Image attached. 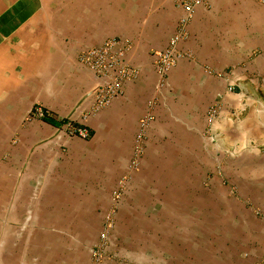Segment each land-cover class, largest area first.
Segmentation results:
<instances>
[{
    "label": "crops",
    "instance_id": "obj_1",
    "mask_svg": "<svg viewBox=\"0 0 264 264\" xmlns=\"http://www.w3.org/2000/svg\"><path fill=\"white\" fill-rule=\"evenodd\" d=\"M181 14L174 0H0V264H90L148 115L141 169L125 174L133 179L109 237L115 259L100 264H232L255 247L264 258V227L223 217L200 167L205 116L218 100L214 127L227 145L249 148L255 133L264 145V5L196 7L183 56L161 80L153 54ZM107 39L130 44L139 75L87 122V140L67 136L62 124L77 123L103 84L78 56ZM35 106L44 120L29 119Z\"/></svg>",
    "mask_w": 264,
    "mask_h": 264
},
{
    "label": "rangeland",
    "instance_id": "obj_2",
    "mask_svg": "<svg viewBox=\"0 0 264 264\" xmlns=\"http://www.w3.org/2000/svg\"><path fill=\"white\" fill-rule=\"evenodd\" d=\"M207 129L208 125L205 116V128L201 134L202 140L200 148L202 152L201 155L204 159V164L200 166L201 172L202 174H206V177L201 182L202 188L210 187L217 190L216 200L223 205L221 206L223 207L222 216L226 219L237 222L243 221L251 230L264 227V145H260V143L256 142L258 140L255 138V135H257L255 133L251 136L249 148H234L226 144L221 132L216 130L214 125L213 129L216 137L215 141L211 142L206 134ZM137 134L138 132H136L132 143V152L127 164V170L117 180L115 188L111 192L110 208L105 215L104 223L99 227L98 241L95 246L98 245L107 217H110L111 226L108 228L107 233L108 243L105 246L104 253L101 255V263L105 260L115 259L113 256L114 254L109 251V237L114 228L115 213L127 189L128 183L141 169V163L147 145L146 132L144 133L145 139L142 153L137 157L136 169L134 171L131 170V168L133 169L131 166H133L132 159ZM128 170H130L131 173H135L133 177L130 178L128 175H125ZM119 182L124 183L122 189L118 186ZM115 194H119L117 199H115ZM202 215V219L209 218V213L203 212ZM256 236L257 235L254 237ZM252 238L253 235H250L249 240H252ZM238 240L239 239H235V242ZM235 245L237 248L242 249L241 242H237ZM258 255V251L255 247L253 251L244 250L236 253L235 257L232 255L231 261L232 264H264V258Z\"/></svg>",
    "mask_w": 264,
    "mask_h": 264
},
{
    "label": "built area",
    "instance_id": "obj_3",
    "mask_svg": "<svg viewBox=\"0 0 264 264\" xmlns=\"http://www.w3.org/2000/svg\"><path fill=\"white\" fill-rule=\"evenodd\" d=\"M175 5L182 11L179 17L175 31L169 39L166 48L163 51L154 53V70L161 80H164L171 68H173L178 60L183 56L179 50V45L187 39V26L190 23L193 11L196 7L208 5L211 0H174ZM264 5V0H254ZM130 50V44L122 42L120 39H107L97 47L88 48L80 52L78 56L79 63L90 70L97 79L103 81V84L92 89L88 95L92 97L93 102L80 115L79 121L76 123L71 119H67L61 126L62 131L70 137H77L82 140L89 138L87 122L94 117L99 111L108 106L110 102L122 95V86L124 83L134 81L139 72L132 67L126 60V54ZM149 110L153 107L148 105ZM221 105L219 100L213 104L206 114V122L208 125L207 136L211 142L215 141L213 125L220 115ZM47 113L40 107L35 106L29 114V119L44 120ZM150 115L145 116L139 124L137 137L134 144L133 153V169H136L138 156L142 153L144 146V133L149 126ZM125 180V179H123ZM120 189L124 186L123 182H119ZM119 194H115V199ZM111 219L107 217L103 226L98 245L91 250V264H100L101 255L104 253L106 244L108 243V228L111 226ZM107 229V230H106Z\"/></svg>",
    "mask_w": 264,
    "mask_h": 264
}]
</instances>
